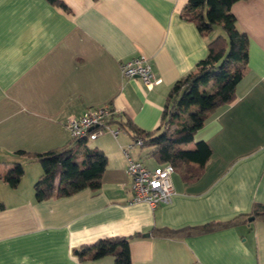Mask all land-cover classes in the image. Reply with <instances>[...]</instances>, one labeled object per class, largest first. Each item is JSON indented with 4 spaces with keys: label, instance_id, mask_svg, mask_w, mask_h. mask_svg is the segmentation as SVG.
Here are the masks:
<instances>
[{
    "label": "crops",
    "instance_id": "0c3cea01",
    "mask_svg": "<svg viewBox=\"0 0 264 264\" xmlns=\"http://www.w3.org/2000/svg\"><path fill=\"white\" fill-rule=\"evenodd\" d=\"M61 1L64 7L49 0H0V175L16 161L24 166L16 187L0 180V264H113L110 256L80 261L75 251L115 235L131 236V264H264L260 219L182 237L151 233L154 227L226 220L248 212L253 202L264 203V0L231 5L248 36L237 97L194 134V141L212 148L202 175L188 182L175 169L171 200L155 207L132 202L125 172L124 149L149 168L158 165L151 147H129L133 139L126 131L75 144L65 122L71 114L110 103L117 110L113 127L129 119L154 130L171 86L194 69L209 40L223 31L215 25L200 33L181 16L187 0ZM140 54L160 78L151 88L121 73L120 63ZM65 145L73 147L79 164L86 146L105 153L100 187L37 200L34 183L43 169L15 151Z\"/></svg>",
    "mask_w": 264,
    "mask_h": 264
},
{
    "label": "trees",
    "instance_id": "16d2710c",
    "mask_svg": "<svg viewBox=\"0 0 264 264\" xmlns=\"http://www.w3.org/2000/svg\"><path fill=\"white\" fill-rule=\"evenodd\" d=\"M65 6L61 0H49ZM237 0H187L181 16L195 23L200 33L206 34L215 25L223 33L217 34L207 43V54L171 86L167 93L161 122L151 131L137 127L129 119L118 121L119 126L132 136L141 138L143 146L151 147L150 155L159 164L169 162L181 169L183 180L198 179L209 161L212 148L205 140L194 141L195 132L207 121L209 115L219 107L231 103L237 97V84L243 78L248 61V36L239 29L231 5ZM114 122L117 120H113ZM175 125L169 130L171 125ZM75 144L85 140L73 141ZM194 142L193 147L187 144ZM72 146H62L45 152L33 153L16 150L15 153L37 160L43 169L34 183L37 200L51 196L69 195L82 188L96 190L107 165L105 153L98 147L86 146L81 164L74 159ZM24 174V166L16 161L0 180L16 187ZM4 207L0 200V209ZM264 222V203L253 202L246 213H238L226 220L213 219L202 224L179 228L154 227L153 235L182 237L196 235L239 222L249 217ZM131 236H106L84 244L77 249V258L99 259L110 256L113 264H131L129 240Z\"/></svg>",
    "mask_w": 264,
    "mask_h": 264
},
{
    "label": "built area",
    "instance_id": "2783aa9c",
    "mask_svg": "<svg viewBox=\"0 0 264 264\" xmlns=\"http://www.w3.org/2000/svg\"><path fill=\"white\" fill-rule=\"evenodd\" d=\"M120 69L123 76L140 78L147 88H151L160 81V78L152 71L148 58L142 54L121 62ZM116 112L117 110L110 103H105L88 108L80 115H69L65 125L70 138L73 141L93 140L104 132H110L116 137L124 131L120 126L112 125ZM142 144L141 138H135L128 146ZM124 154L126 156L125 172L131 179L132 202H146L151 207L168 203L173 194L171 176L175 167L166 162L149 168L141 161L132 158L127 149H124Z\"/></svg>",
    "mask_w": 264,
    "mask_h": 264
},
{
    "label": "rangeland",
    "instance_id": "374dc122",
    "mask_svg": "<svg viewBox=\"0 0 264 264\" xmlns=\"http://www.w3.org/2000/svg\"><path fill=\"white\" fill-rule=\"evenodd\" d=\"M174 127H175V125H174V124H173V125H171V127H170V129H169V130H172ZM93 141H94V140H87L86 142H87V144H88V143H90V144H91V143H93ZM187 147H189V146H187ZM143 157H144V159H145V160L147 159V158H145V154H144V156H143ZM30 164H32V163H30ZM34 164H35V163H34Z\"/></svg>",
    "mask_w": 264,
    "mask_h": 264
},
{
    "label": "water",
    "instance_id": "95a60500",
    "mask_svg": "<svg viewBox=\"0 0 264 264\" xmlns=\"http://www.w3.org/2000/svg\"><path fill=\"white\" fill-rule=\"evenodd\" d=\"M253 219V217H249V220L251 221ZM144 235H148V233H145ZM75 253L77 254V251H75Z\"/></svg>",
    "mask_w": 264,
    "mask_h": 264
}]
</instances>
